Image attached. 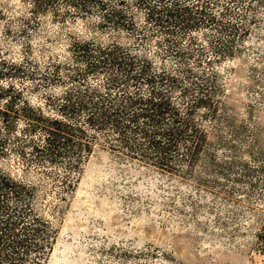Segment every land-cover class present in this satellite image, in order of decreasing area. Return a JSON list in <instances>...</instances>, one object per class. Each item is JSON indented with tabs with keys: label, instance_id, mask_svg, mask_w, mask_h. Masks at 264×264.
<instances>
[{
	"label": "rangeland",
	"instance_id": "rangeland-1",
	"mask_svg": "<svg viewBox=\"0 0 264 264\" xmlns=\"http://www.w3.org/2000/svg\"><path fill=\"white\" fill-rule=\"evenodd\" d=\"M182 1L195 4L196 10L205 3L220 23L249 26L248 35H236L240 51L217 62L212 58L214 46H221L230 33L217 21L200 22L183 32L151 17L136 0L123 5L135 21L128 29L100 27V12L68 17L63 23L51 11L33 14L32 0H0V85L24 87L33 103L44 102L46 92L58 93L61 85L33 89L39 77L11 71V64L20 66L25 56H32L42 67L51 54L69 56L71 35L97 36L147 56L156 68L180 72L185 65L197 71L218 67L237 110L253 123L247 104L255 101L257 121L264 124V0ZM0 167L38 187L29 198L33 211H24V221L17 220L23 200L0 192V237L9 242L12 234L22 233L33 213L50 219L57 235L46 264H264L256 237L263 218V183H235L218 174L208 178H220L226 189L218 183L199 185L99 146L85 162L73 191L63 190L61 182H54L37 165H24L18 153L0 154ZM238 187H248V193ZM3 244L0 239V248Z\"/></svg>",
	"mask_w": 264,
	"mask_h": 264
},
{
	"label": "trees",
	"instance_id": "trees-1",
	"mask_svg": "<svg viewBox=\"0 0 264 264\" xmlns=\"http://www.w3.org/2000/svg\"><path fill=\"white\" fill-rule=\"evenodd\" d=\"M126 1L31 3L33 14L51 11L59 22L100 12V27L128 29L135 27V21L123 7ZM158 1L136 0L151 17L183 32L200 22L216 23L218 18L207 12L205 3L196 10L195 4L182 0L170 4ZM217 23L230 32L224 45L214 46L212 58L221 62L240 51L236 35H248L250 27L232 21ZM71 37L69 56L64 59L51 54L41 67L34 57L25 56L20 66L11 64V71L39 77L33 89L59 84L61 91L46 92L44 102L33 103L25 96L24 87L0 85V154L18 153L24 165H37L54 182H61L65 191L74 190L85 162L98 146L119 158L152 165L164 174L192 179L199 185L227 187L220 178H208L222 174L228 181L249 180L251 186L263 183L264 187V124L257 121L256 103L247 104L252 123L231 102L218 67L197 71L185 65L183 71L175 72L168 67L156 68L150 58L139 56L119 41ZM37 188L36 183L17 179L0 167V192L23 200L17 220L24 221L25 210L33 211L29 198ZM238 188L248 193V187ZM261 210L263 218L256 237L264 254V206ZM29 221L22 233L9 237V242L0 237L4 243L0 264L3 260L7 264L47 263L56 228L39 213H33Z\"/></svg>",
	"mask_w": 264,
	"mask_h": 264
}]
</instances>
